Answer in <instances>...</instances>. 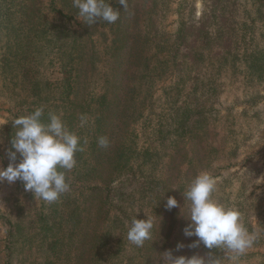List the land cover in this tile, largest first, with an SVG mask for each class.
Masks as SVG:
<instances>
[{
	"label": "trees",
	"instance_id": "16d2710c",
	"mask_svg": "<svg viewBox=\"0 0 264 264\" xmlns=\"http://www.w3.org/2000/svg\"><path fill=\"white\" fill-rule=\"evenodd\" d=\"M50 1L47 8L65 22L61 34L73 42L60 51L61 80L50 105L41 104L51 98L42 97L49 82L41 80L45 69L37 63L40 56L34 42L46 32V3L10 0L0 5V26L13 32L18 45L8 49L4 62L28 93L14 104L13 118L43 106L47 119L51 105L63 108L62 119L81 137L84 149L75 154L76 166L66 172L69 190L39 213L45 231L42 243L47 240L46 264H60V253L71 247L79 256L74 261L67 256L64 264H82L85 258L89 264L99 263L101 256L83 257L84 251L94 241V248L110 242L119 229L124 237L107 264H164L165 251L174 257L211 256L219 262L222 248L207 249L202 243L188 247L196 237L184 234L189 202L183 192L199 172L212 171L223 159L232 164L236 157V148H229L222 134L225 126L220 128L216 121L221 86L224 78L235 77L239 61L245 62L248 75L264 80V48L250 45L255 21L264 22V0H254V8L247 6L249 0H201L200 14L195 12V0H180L171 34L164 23L166 0H140L134 8L130 0L126 8L120 0L118 4L109 0L120 14L115 23L96 21L100 29L108 27L113 34L103 50L107 64L101 69L96 65L101 51L89 48L96 42L92 33L98 29L96 22L77 20L76 14ZM259 100L258 92L251 94L244 109H254ZM82 114L89 117L83 128ZM6 128L12 138V122ZM101 136L108 139L107 147L98 144ZM141 136L146 143L142 147ZM169 196L178 201L171 210L166 207ZM145 203L151 206L149 214L156 224L151 239L137 247L125 235L134 216H146L137 208L142 210ZM13 235L10 227L9 248ZM126 243L132 248L117 259ZM180 244L184 247L178 248ZM50 252L55 256L50 257Z\"/></svg>",
	"mask_w": 264,
	"mask_h": 264
},
{
	"label": "rangeland",
	"instance_id": "374dc122",
	"mask_svg": "<svg viewBox=\"0 0 264 264\" xmlns=\"http://www.w3.org/2000/svg\"><path fill=\"white\" fill-rule=\"evenodd\" d=\"M8 1L10 0H0V5H7ZM43 1L46 3L48 25L46 32L37 37L34 42L35 48L39 49L38 56L40 57H38L37 63L45 69L41 80L49 82L44 85L46 89H43L42 97L51 98L47 101L42 100L41 104L50 105L54 104L53 97L58 96L56 86L61 80L60 51L70 48L73 42L61 34L62 24L65 22L59 13L47 8V4H50L51 1ZM54 1L57 7L68 14H76L77 20L79 19L73 0ZM112 1L113 4L119 2V0ZM130 1L133 8L140 2V0ZM179 1L169 2L166 0L168 8L164 23L166 31L170 34L175 31L177 26ZM247 6L254 8L257 6V2L249 0ZM202 7V1L195 0V12L200 14ZM81 19L83 18L79 20ZM255 22H257L256 28L250 31L251 48H264V22L258 19ZM97 27L98 29L92 30L96 42L90 44L89 48H98L101 51L100 58L96 62L97 67L101 69L107 64L103 50L111 41L113 34L110 33L108 27L100 29L98 22L95 23V28ZM102 30L107 32L106 36L99 34ZM16 47L18 48V45L13 32L0 26V167H7L10 163L8 150L11 149V138L6 125L14 119L12 115L14 104L28 96L27 91L22 88L19 78L15 76V71L11 67H6L4 62V55L8 49ZM239 63L241 65L235 77L223 79L220 118L216 120L220 128L225 126L222 129V134L227 139V146L236 148L234 150L236 157L232 160V164H229L227 159L215 163V168L209 173L217 180L213 198L237 208L249 232L258 234V238L243 255L236 256V254L223 249V256L220 258L219 264H264V80L248 75L249 69L245 62L239 61L236 64ZM229 65L234 66L232 62H229ZM230 66L226 68H231ZM97 80L99 83V79ZM93 86L95 87V82ZM255 92H258L260 96L259 102L254 109L245 110L244 100ZM49 110L57 114L63 115L64 113L63 108L57 110L54 105H51ZM140 124L138 125L139 130ZM139 142L141 147L146 144L142 136ZM19 160L20 156L17 154L16 163ZM49 206L50 203L35 199L31 191H25L22 181L17 180L14 183H9L6 180L0 181V264H46L47 240L42 243L45 231L42 230L39 222V213ZM137 208L139 213L152 216L149 214L150 205L145 203L142 210L139 206ZM145 218L146 216L143 217V219ZM91 225L94 229L97 226L96 223ZM10 227L14 233L11 248L8 247L10 241L8 229ZM121 237H124V231L119 229L110 242L107 241L94 248V241L87 246L83 257L99 255L101 258L96 264H107L109 256L115 251ZM129 243L131 245V242ZM130 245L126 243V246L121 248L117 259H121L127 254V251L132 248ZM67 249L69 250V247ZM54 256L55 254L50 252V257ZM60 256L62 260L69 256L74 258V261L79 256V251L71 247L69 251L61 252ZM62 260L60 264H64ZM85 260L87 262L82 264H89L87 258Z\"/></svg>",
	"mask_w": 264,
	"mask_h": 264
},
{
	"label": "clouds",
	"instance_id": "9594fccd",
	"mask_svg": "<svg viewBox=\"0 0 264 264\" xmlns=\"http://www.w3.org/2000/svg\"><path fill=\"white\" fill-rule=\"evenodd\" d=\"M120 3L127 7V0H120ZM73 5L78 9V18L90 24L98 19L108 23H115L119 19L120 11L114 9L109 0H73ZM44 116L41 106L11 121L15 132L11 138V149L8 150L10 163L7 167H0V181L14 183L20 180L25 191H31L35 199L53 203L69 190L66 172L76 166L75 154L84 149L81 137L69 129L61 114L49 112L47 119ZM88 124L89 117L82 114L80 127ZM108 143L106 137L98 138L101 147H107ZM17 154L20 156L18 163ZM216 183L212 174L201 171L183 192L184 200L189 202V223L184 228V234L186 237H196L188 247L196 248L202 243L207 249L222 248L236 256L243 255L253 246L258 234L249 232L237 208L213 198ZM177 206V199L169 196L166 207L171 210ZM155 224L154 216L146 215L145 219L134 216L127 225L128 241L142 247L146 240L151 239ZM179 247L184 245L180 244ZM163 260L164 264H219L211 256L207 259L199 254L174 257L171 251H165Z\"/></svg>",
	"mask_w": 264,
	"mask_h": 264
}]
</instances>
